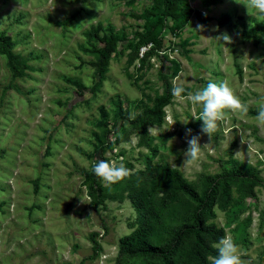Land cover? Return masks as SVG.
<instances>
[{
  "label": "rangeland",
  "instance_id": "obj_1",
  "mask_svg": "<svg viewBox=\"0 0 264 264\" xmlns=\"http://www.w3.org/2000/svg\"><path fill=\"white\" fill-rule=\"evenodd\" d=\"M242 3L187 0L207 21L192 16L180 31L159 32L160 52L141 59V48L129 63L149 0H0V33L28 66L12 80L0 55V264H114L118 241L137 218L129 187L169 166L196 188L202 175L233 165L263 185L250 193L232 185L230 200L216 201L208 221L234 239L242 259L264 264V125L254 119L264 99V20L255 10L247 15ZM197 25L205 31L193 30ZM256 26L262 31L248 37ZM90 30L99 39L124 37L103 74L92 66L102 44L86 37ZM222 33L233 42L214 39ZM163 75L171 97L154 124L138 116L163 95ZM220 81L249 110L230 114L210 140L196 120L201 107L175 99L172 89L181 85L186 95ZM195 135L207 146L194 165L182 167L186 140ZM99 160L122 164L130 175L112 185L100 179L108 198L96 204L83 181ZM187 211L175 206L167 216L182 223ZM122 264L152 263L124 257Z\"/></svg>",
  "mask_w": 264,
  "mask_h": 264
},
{
  "label": "trees",
  "instance_id": "obj_2",
  "mask_svg": "<svg viewBox=\"0 0 264 264\" xmlns=\"http://www.w3.org/2000/svg\"><path fill=\"white\" fill-rule=\"evenodd\" d=\"M149 2L152 4V10L138 17L144 20L145 24L142 32L136 34L138 40L129 63L137 59L141 48H146L141 59L160 52L164 43L163 39L157 36L159 32L167 29L171 32L180 31L192 16L200 22L207 21L206 16L188 6L187 0ZM168 22H172L171 27H168ZM260 31L262 28L256 26L246 35L254 37ZM86 37L89 40H99L102 44L94 51L95 62L92 66L98 74H103L117 43L124 37L113 35L108 40L99 39L94 30H90ZM12 47L10 39L0 33V55L6 58L12 80H15L24 76L28 66L24 57L12 53ZM162 78L163 95L153 108L144 110L138 116L147 117L154 124L160 123L161 109L171 97V88L165 75ZM151 171L147 180H142L138 186L128 189L127 198L137 218L132 232L119 239L114 264H122L124 257L141 258L152 264H212L209 257L218 255L212 245L225 236L223 229L208 221L216 201L227 203L230 200L232 185L241 186L249 193L253 188L263 185L257 174L235 165L214 175H202L196 188L169 166ZM83 182L96 204H101L108 198L101 189L100 178L94 174L93 169L84 174ZM175 206L188 210L182 223H176L167 216V211ZM91 242L93 257H96L99 246L94 238Z\"/></svg>",
  "mask_w": 264,
  "mask_h": 264
},
{
  "label": "clouds",
  "instance_id": "obj_3",
  "mask_svg": "<svg viewBox=\"0 0 264 264\" xmlns=\"http://www.w3.org/2000/svg\"><path fill=\"white\" fill-rule=\"evenodd\" d=\"M247 10H255L258 20H264V0H243L241 4ZM198 32L205 31L203 25H197ZM218 31V28L216 29ZM210 39V38H209ZM214 39L223 42L224 45L231 44L232 38L227 33H222ZM185 88L181 85H175L172 89V96L179 101H188L193 106H200L201 112L196 120L202 121L201 132L206 134L211 140L212 135L217 131L219 123L229 119L230 114L246 115L248 113L247 104L243 103L234 93L227 81L209 82L207 86L195 93L188 92L186 95ZM258 114L254 117L259 125H264V99L259 102ZM135 113L129 114V119H135ZM150 131V129H149ZM191 135V130L188 129ZM169 142H173L169 140ZM188 145L183 152V166L194 165L200 158L204 145L201 147L200 136H191L187 139ZM238 151L235 155H239ZM94 174L107 185L118 183L130 175V170L124 165H116V162H107L104 160L97 161L93 166ZM217 250V256H210L212 264H251L249 260L242 259L240 247L231 236H224L218 242L212 245Z\"/></svg>",
  "mask_w": 264,
  "mask_h": 264
}]
</instances>
